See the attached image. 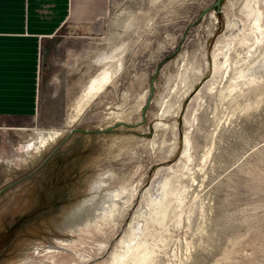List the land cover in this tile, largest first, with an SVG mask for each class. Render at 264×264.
Returning a JSON list of instances; mask_svg holds the SVG:
<instances>
[{
	"label": "rangeland",
	"instance_id": "374dc122",
	"mask_svg": "<svg viewBox=\"0 0 264 264\" xmlns=\"http://www.w3.org/2000/svg\"><path fill=\"white\" fill-rule=\"evenodd\" d=\"M214 2L106 0L43 45L35 114L0 120V264H110L140 235L146 264H264V75L240 79L264 0ZM150 80L140 125L66 138L139 123Z\"/></svg>",
	"mask_w": 264,
	"mask_h": 264
},
{
	"label": "crops",
	"instance_id": "0c3cea01",
	"mask_svg": "<svg viewBox=\"0 0 264 264\" xmlns=\"http://www.w3.org/2000/svg\"><path fill=\"white\" fill-rule=\"evenodd\" d=\"M105 5L106 0H0L1 122L35 114L43 45L59 39L58 45L74 44L76 37L58 36L60 29L75 27L84 34Z\"/></svg>",
	"mask_w": 264,
	"mask_h": 264
},
{
	"label": "bare ground",
	"instance_id": "6f19581e",
	"mask_svg": "<svg viewBox=\"0 0 264 264\" xmlns=\"http://www.w3.org/2000/svg\"><path fill=\"white\" fill-rule=\"evenodd\" d=\"M248 68L249 66L247 67V69ZM251 69L253 70L252 72H250L249 71L250 69H249L248 70L249 72L247 71L244 75L240 77V79L241 78L244 79L246 83L248 84L256 85L260 82L261 78L264 75V56L260 57L259 60H257L256 63H254L251 66ZM237 78L239 79V76ZM110 79H111V75L105 70L101 75H99V77H97L91 82V85L88 88L89 90H87L85 93L86 98L87 97L92 98L93 96H95L96 92H99L101 89H103V87L110 81ZM236 86H237V83H236ZM236 86L234 85L232 89L234 90ZM237 88L238 86L236 87V89ZM56 134L57 133H55L54 135ZM158 191L160 194H158L157 198L155 200H152V203H151L153 206L152 208L153 212L151 213L152 216L150 217V220L154 223H161L162 221L165 220L164 217L166 216L165 210H164L167 204L166 203L167 201L166 200V190L165 188H163V189H158ZM155 206H157L158 209L155 210L156 208ZM196 214L197 213L195 211L192 214H190L189 224L193 223L194 219H196L195 218ZM137 234L138 233H135L134 235H137ZM140 236L133 238L130 242H128L127 245L122 246V251L116 254V256H113L110 264H146L148 263L152 253L150 249H147V247L145 246V242L140 238Z\"/></svg>",
	"mask_w": 264,
	"mask_h": 264
},
{
	"label": "water",
	"instance_id": "95a60500",
	"mask_svg": "<svg viewBox=\"0 0 264 264\" xmlns=\"http://www.w3.org/2000/svg\"><path fill=\"white\" fill-rule=\"evenodd\" d=\"M220 2H221V0H215L214 4L210 7V9L218 10L219 6H220ZM152 82L153 81L150 80V86L148 88V96L144 102L143 110H141V120L139 123L130 125V124H127L124 122H119V123L115 124L113 127H110V128L104 129V130H99V131H83V130L71 129L68 132V134L66 135V138H68L72 133H82V134L108 133V132H111L113 130V128H116V127H122V128L130 129V128H135L137 125H140L143 122L144 110L148 106L149 101H150V97L152 95V91H153L152 90Z\"/></svg>",
	"mask_w": 264,
	"mask_h": 264
}]
</instances>
